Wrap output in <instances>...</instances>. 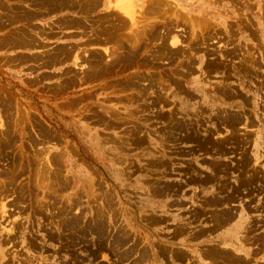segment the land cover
<instances>
[{"label":"rangeland","instance_id":"374dc122","mask_svg":"<svg viewBox=\"0 0 264 264\" xmlns=\"http://www.w3.org/2000/svg\"><path fill=\"white\" fill-rule=\"evenodd\" d=\"M121 3L0 0V264H162L153 200L199 166L264 198V0Z\"/></svg>","mask_w":264,"mask_h":264},{"label":"crops","instance_id":"0c3cea01","mask_svg":"<svg viewBox=\"0 0 264 264\" xmlns=\"http://www.w3.org/2000/svg\"><path fill=\"white\" fill-rule=\"evenodd\" d=\"M256 151L257 165L261 166L260 161H264V149L257 148ZM236 155L237 152L233 156L227 155L226 160L223 161L229 163L235 160L237 162L233 158ZM250 155L248 151L244 154L245 157L250 156V161L254 162L253 153ZM198 156L206 161L214 159L208 153H200ZM199 167L203 172L199 171L198 174L189 175V180L181 179L182 184L176 194L153 200L154 207L163 208V211L172 218L169 226H165L167 231L165 236L172 239L171 242L164 243L167 251L163 263L229 264L213 260L212 250H229L234 255L262 261L264 248L259 242L260 232L252 231L253 238L250 240L249 235L244 233V225L248 219L253 221L259 217V213L264 210V204H261L264 203V198L254 197L251 200L227 198V201H220L217 204L213 199L220 198L221 194H216L214 182L209 181L206 170L202 166ZM196 180L200 182L197 183ZM261 206L262 209L259 212ZM217 211H222L223 214L215 215ZM231 243H235L238 249L231 247Z\"/></svg>","mask_w":264,"mask_h":264},{"label":"bare ground","instance_id":"6f19581e","mask_svg":"<svg viewBox=\"0 0 264 264\" xmlns=\"http://www.w3.org/2000/svg\"><path fill=\"white\" fill-rule=\"evenodd\" d=\"M118 1H119V0H118ZM121 1H122V3H123V0H121ZM126 2H127V1H126ZM116 3H117V2H116ZM118 3H120V2H118ZM118 3H117V4H118ZM122 3H121V4H122ZM124 3H125V1H124ZM124 3H123V4H124ZM117 6H118V5H117ZM121 6H122V5H121ZM121 9H122V8H121ZM132 13H134V12H132ZM129 15H130V14H129ZM132 15H133V14H132ZM132 15H131V16H132ZM22 16H23V15H22ZM135 16H136V15H135ZM133 17H134V16H133ZM132 19H133V18H132ZM131 21H132V20H131ZM133 23H134V21H133ZM175 42H176V41H175ZM173 43H174V42H173ZM121 45H122V44H121ZM113 53H114V52H113ZM123 54H124V53H123ZM109 56H110V55H109ZM111 57H113V56L111 55ZM129 57H130V56H129ZM103 58H104V57H103ZM107 60H108V59H107ZM102 61H103V60H102ZM105 61H106V60H105ZM108 61H109V60H108ZM113 61H114V60H113ZM114 63H115V62H114ZM124 63H125V62H124ZM99 65H100V64H99ZM100 68H101V67H100ZM104 68H105V67H104ZM99 71H100V70H99ZM93 76H94V75H93Z\"/></svg>","mask_w":264,"mask_h":264}]
</instances>
